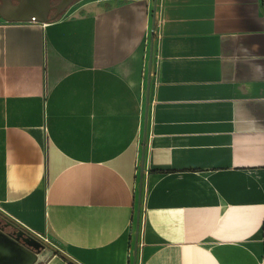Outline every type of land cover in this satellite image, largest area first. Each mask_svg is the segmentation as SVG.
I'll use <instances>...</instances> for the list:
<instances>
[{
  "label": "crops",
  "instance_id": "0c3cea01",
  "mask_svg": "<svg viewBox=\"0 0 264 264\" xmlns=\"http://www.w3.org/2000/svg\"><path fill=\"white\" fill-rule=\"evenodd\" d=\"M53 9L0 10V216L34 264H264V0Z\"/></svg>",
  "mask_w": 264,
  "mask_h": 264
},
{
  "label": "water",
  "instance_id": "95a60500",
  "mask_svg": "<svg viewBox=\"0 0 264 264\" xmlns=\"http://www.w3.org/2000/svg\"><path fill=\"white\" fill-rule=\"evenodd\" d=\"M19 3L13 4L12 0H2L0 10L7 19L10 20H39L46 22L50 19L49 12L55 8L57 10L54 16H57L67 5L66 0H59L55 5L51 4V0H18ZM11 6V7H10ZM11 8V9H10ZM26 14H25V12ZM10 13V14H7ZM155 25L153 24V29ZM151 68H152V51L150 54V63L148 69L147 80V98H146V118L148 114L149 90L151 85ZM146 139V129L144 132V141ZM143 174V168L141 169ZM142 183V176L140 184ZM141 211V194H139L138 208H137V223H136V243L139 235V222ZM44 243L34 236H27L23 238V242L8 234L0 231V264H34L38 258V253ZM134 262H136V248L134 255ZM135 264V263H134Z\"/></svg>",
  "mask_w": 264,
  "mask_h": 264
},
{
  "label": "flooded vegetation",
  "instance_id": "af4514ba",
  "mask_svg": "<svg viewBox=\"0 0 264 264\" xmlns=\"http://www.w3.org/2000/svg\"><path fill=\"white\" fill-rule=\"evenodd\" d=\"M70 1V0H66ZM75 1V0H74ZM59 0L53 1V4H56ZM56 13V9H53L52 14ZM0 231L10 236H13L16 239H19L20 242H23V238L29 236L26 232H24L21 228H19L16 224L11 222L10 220L3 218L0 216Z\"/></svg>",
  "mask_w": 264,
  "mask_h": 264
},
{
  "label": "trees",
  "instance_id": "16d2710c",
  "mask_svg": "<svg viewBox=\"0 0 264 264\" xmlns=\"http://www.w3.org/2000/svg\"><path fill=\"white\" fill-rule=\"evenodd\" d=\"M65 258H68L67 256L63 255ZM69 261L72 263V264H77L75 261H73L72 259L68 258Z\"/></svg>",
  "mask_w": 264,
  "mask_h": 264
},
{
  "label": "built area",
  "instance_id": "2783aa9c",
  "mask_svg": "<svg viewBox=\"0 0 264 264\" xmlns=\"http://www.w3.org/2000/svg\"><path fill=\"white\" fill-rule=\"evenodd\" d=\"M47 239V238H46Z\"/></svg>",
  "mask_w": 264,
  "mask_h": 264
}]
</instances>
